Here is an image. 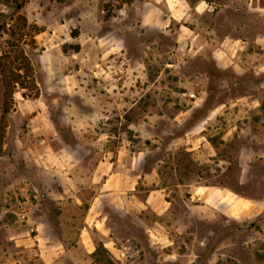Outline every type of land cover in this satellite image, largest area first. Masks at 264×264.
<instances>
[{
    "label": "rangeland",
    "instance_id": "rangeland-1",
    "mask_svg": "<svg viewBox=\"0 0 264 264\" xmlns=\"http://www.w3.org/2000/svg\"><path fill=\"white\" fill-rule=\"evenodd\" d=\"M146 1L0 0V56L26 34L34 82L14 90L0 149L8 258L264 264V45L240 75L192 59L177 23L142 25ZM208 1L247 24L248 0ZM106 168L124 176L103 187Z\"/></svg>",
    "mask_w": 264,
    "mask_h": 264
},
{
    "label": "crops",
    "instance_id": "crops-1",
    "mask_svg": "<svg viewBox=\"0 0 264 264\" xmlns=\"http://www.w3.org/2000/svg\"><path fill=\"white\" fill-rule=\"evenodd\" d=\"M228 3L233 4V1H225L220 5L222 6L220 11L228 9L227 7H230ZM247 3L249 13L245 15V21L250 24L253 19L250 11L254 10L255 6L253 0H248ZM213 4L208 0H147L140 21L145 27L154 28H167L171 22L177 23L176 41L188 56L192 59L209 60L215 67L222 70L230 69L237 75L244 74L246 71L244 63L249 65L253 61V56L256 54L254 50L264 45V39L256 34L252 35L251 25H244L242 16L236 12L225 13L223 17L215 18L217 13L214 12ZM129 163L132 166L136 164L134 161ZM132 169L129 170L128 175L133 174ZM107 171L108 168L106 173L103 172L107 175L103 187L106 182L117 181L119 176H124L120 171H110V173ZM134 175L138 179L141 178V174L137 172ZM155 177H157L156 170L143 175L144 179ZM121 188L120 184L118 189ZM0 264L20 263L0 253Z\"/></svg>",
    "mask_w": 264,
    "mask_h": 264
},
{
    "label": "trees",
    "instance_id": "trees-1",
    "mask_svg": "<svg viewBox=\"0 0 264 264\" xmlns=\"http://www.w3.org/2000/svg\"><path fill=\"white\" fill-rule=\"evenodd\" d=\"M122 1L127 4L132 0ZM21 19L24 22L23 27H25L26 20L24 18ZM33 31L37 33L38 30L34 27ZM16 36L18 37L16 38ZM9 37L11 40L8 43L7 51L0 56V75L3 88V100L0 106V149L4 138L7 115L13 103L14 90L17 87L29 89L32 83L34 87L32 78L33 64L31 63L29 55L21 46V43L25 41L24 37H26V34H21L20 32L17 34L12 29L9 32Z\"/></svg>",
    "mask_w": 264,
    "mask_h": 264
}]
</instances>
